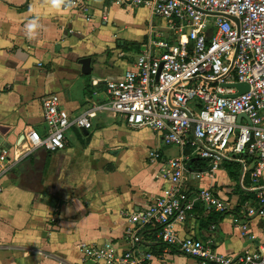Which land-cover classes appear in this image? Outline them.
I'll use <instances>...</instances> for the list:
<instances>
[{
    "label": "crops",
    "instance_id": "crops-1",
    "mask_svg": "<svg viewBox=\"0 0 264 264\" xmlns=\"http://www.w3.org/2000/svg\"><path fill=\"white\" fill-rule=\"evenodd\" d=\"M32 20L40 26L35 39L26 34ZM150 26L161 31L165 21L143 5L72 0V7L57 11L47 0H0V147L8 152L0 174V264H91L82 260L79 243L110 241L125 249V213L164 193L163 161L179 147L107 110L96 112L89 129H65L60 149H28L24 138L29 129L46 134L40 99L47 93H57L71 114L105 102V81L131 66ZM83 56L90 57L86 74ZM242 172L236 159H221L211 175L187 172L189 192L210 188L227 207L217 211L196 201L184 220L174 221L178 235L231 257L263 240L260 215L244 212L259 206V190L247 187L249 173ZM236 217L247 222V236L239 234ZM158 232L153 222L140 229L139 247L152 253L147 264H218L181 253Z\"/></svg>",
    "mask_w": 264,
    "mask_h": 264
},
{
    "label": "built area",
    "instance_id": "built-area-1",
    "mask_svg": "<svg viewBox=\"0 0 264 264\" xmlns=\"http://www.w3.org/2000/svg\"><path fill=\"white\" fill-rule=\"evenodd\" d=\"M107 1L146 6L164 19L165 26L161 31L150 26L131 66L119 78L105 81V102H93L71 114L61 106L57 93L43 95L40 101L47 132L41 136L34 129L27 130V147L60 149L65 129H89L96 112L107 110L129 127H148L159 133L180 151L163 161L162 174L169 179L164 193L146 208L125 213L127 247L118 250L110 241L79 243L82 260L147 264L152 253L139 247L140 229L153 222L159 225L158 235L165 244L176 245L181 253L202 263L264 264V239L231 257L213 252L192 236H179L173 226L174 221L184 220L196 201L217 211L226 209L225 200L210 188L191 193L184 180L190 170L196 178L211 175L221 159H236L242 162L243 172L249 173L247 187L259 190V206H247L244 212L260 215L264 234V0ZM236 81L246 82L248 89L221 96L236 91L222 83ZM239 114L244 115L237 119ZM7 154V149L0 150V174ZM150 156L157 158L159 152L152 150ZM192 156L205 158L207 167L190 169L187 163ZM240 184L245 186L242 179ZM235 221L239 234L247 236V222L237 217Z\"/></svg>",
    "mask_w": 264,
    "mask_h": 264
},
{
    "label": "water",
    "instance_id": "water-1",
    "mask_svg": "<svg viewBox=\"0 0 264 264\" xmlns=\"http://www.w3.org/2000/svg\"><path fill=\"white\" fill-rule=\"evenodd\" d=\"M227 17H230L232 19H234V17L232 16H229V15H226ZM236 20V19H235ZM79 62L81 64V71L83 73H89L90 72V57L88 56H83L79 59ZM224 86H227V87H234L236 89L235 92L233 93H224V94H221V96H235L241 92H244L248 89V84L244 81H236V82H232V83H222ZM244 114H239L237 116V119H239L240 116H242ZM191 130H193V125H191ZM2 149V147H0V150Z\"/></svg>",
    "mask_w": 264,
    "mask_h": 264
},
{
    "label": "clouds",
    "instance_id": "clouds-1",
    "mask_svg": "<svg viewBox=\"0 0 264 264\" xmlns=\"http://www.w3.org/2000/svg\"><path fill=\"white\" fill-rule=\"evenodd\" d=\"M47 2L51 5V8L57 11L60 10H67L68 8L72 7V0H47ZM39 24L36 20L30 21L26 25V34L29 39H35L37 34Z\"/></svg>",
    "mask_w": 264,
    "mask_h": 264
},
{
    "label": "trees",
    "instance_id": "trees-1",
    "mask_svg": "<svg viewBox=\"0 0 264 264\" xmlns=\"http://www.w3.org/2000/svg\"><path fill=\"white\" fill-rule=\"evenodd\" d=\"M205 158L199 156H192L188 160V167L190 169H205L207 167V163ZM205 161V162H204ZM248 195H253L252 192H247Z\"/></svg>",
    "mask_w": 264,
    "mask_h": 264
},
{
    "label": "rangeland",
    "instance_id": "rangeland-1",
    "mask_svg": "<svg viewBox=\"0 0 264 264\" xmlns=\"http://www.w3.org/2000/svg\"><path fill=\"white\" fill-rule=\"evenodd\" d=\"M240 189V188H239Z\"/></svg>",
    "mask_w": 264,
    "mask_h": 264
}]
</instances>
